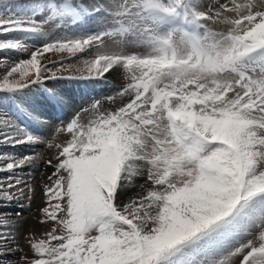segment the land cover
Wrapping results in <instances>:
<instances>
[{"label":"snow or ice","instance_id":"snow-or-ice-1","mask_svg":"<svg viewBox=\"0 0 264 264\" xmlns=\"http://www.w3.org/2000/svg\"><path fill=\"white\" fill-rule=\"evenodd\" d=\"M0 53L25 57L0 58V264H264V0H29L0 13ZM113 73L54 158L15 151L74 102L60 82Z\"/></svg>","mask_w":264,"mask_h":264},{"label":"rangeland","instance_id":"rangeland-1","mask_svg":"<svg viewBox=\"0 0 264 264\" xmlns=\"http://www.w3.org/2000/svg\"><path fill=\"white\" fill-rule=\"evenodd\" d=\"M219 2L221 3V0H219ZM27 3H29V0H10V4L8 8H5L4 6H0V12H7L9 10L17 11L18 8L24 6ZM211 3H214V1L205 0L206 5L211 4ZM78 27H81V26H78ZM82 27L85 30L92 31L96 29V24L94 20H88L87 23L83 25ZM48 28L50 31H53V35H59L63 31V29H56L55 26L52 24L48 25ZM48 55H51V54L49 53ZM3 57H4L3 54H0V58H3ZM2 71L3 69L0 68V72ZM74 83H77V85ZM78 84H81L80 85L81 91H84V87L87 85L92 86L93 88L95 87L96 89L93 93L91 92L85 93V92H81L80 90H76L78 91L76 94V91L71 90V88H77ZM120 84H121L120 75L118 73H113L112 75L108 76V82L107 83L103 82V85L101 84V82H87V83L60 82L59 87L63 91H65L69 96H72L74 98V102L72 106L76 104L75 106H77L78 108H83V107H88L93 99L103 100L105 97L113 95L117 90H119ZM1 106L2 105H0V107ZM67 107L68 106H66L64 109H60L57 111H51V110L44 109L43 115L41 116L42 123L35 122V121H29V120L24 121L27 123V125L30 128L32 127L33 130L37 132L42 131V133L38 132V134L42 136L44 143L37 145L36 148L39 150L40 155L43 157L44 160L55 157V155L58 152V149L55 147L56 143H63L67 141L68 139H70V136L68 134L60 133L57 131V129L61 126V121H63L66 124L68 120L73 116V114L77 112V111H74V109L75 110L78 109V108L72 107V110H71ZM82 119L84 121H87L88 114L82 113ZM49 143H52L53 146L48 147L47 145ZM3 150L4 149H0V151H3ZM8 151H13V149H9ZM36 171L38 174L37 175L38 190L36 194L37 198L35 199V204H33V208H32L33 211H31V213L29 214H26V216H28L29 224L25 226V232L31 228L34 234L39 238L43 236V233L46 230V226L37 223L35 218L39 215V213L36 210H38L42 206V202H43V195L41 192L42 181L46 180L47 176L51 174L53 169L47 166L45 163H43V160H42L40 162L39 169L37 168ZM14 214L15 213H13V215ZM20 245L24 249V251L28 250L26 242L23 239H21ZM20 255L21 253H19V256ZM19 256L17 258H19Z\"/></svg>","mask_w":264,"mask_h":264},{"label":"bare ground","instance_id":"bare-ground-1","mask_svg":"<svg viewBox=\"0 0 264 264\" xmlns=\"http://www.w3.org/2000/svg\"><path fill=\"white\" fill-rule=\"evenodd\" d=\"M243 1V0H242ZM257 2H259L258 0H257ZM22 5V4H21ZM0 13H6V12H0ZM0 54H3V56L4 57H10L11 59H17V58H25V57H23V56H21V57H18L17 55H14V54H10V53H0ZM73 84V83H72ZM74 84H76L77 85V83H74ZM80 85L78 84V87H79ZM6 106L5 105H2L0 108H5ZM40 130V129H39ZM15 151H18V152H20L21 154H31V153H33V152H35V153H39L40 154V152H39V150L36 148V146H35V148H30V147H24V146H21L20 148H18V149H15ZM41 162V161H40ZM40 162H39V166H40ZM39 166L37 167L38 169H39ZM31 175H32V177L34 178V180H35V186H36V189L38 190V184H37V179H38V177H37V171H36V168L35 169H33V170H31ZM36 194H37V191H36ZM37 197L35 196V199H36ZM35 199H34V203L33 204H35ZM32 208H33V205H32ZM29 213H31V212H25L24 213V215H25V217H26V220H28V216H26V214H29ZM29 222V220L25 223V225H24V228H23V230L22 231H24L25 232V226L27 225V224H29L28 223ZM33 223V222H32ZM21 241V240H20ZM19 253L20 252H17L16 254H15V256H16V258L19 256Z\"/></svg>","mask_w":264,"mask_h":264}]
</instances>
